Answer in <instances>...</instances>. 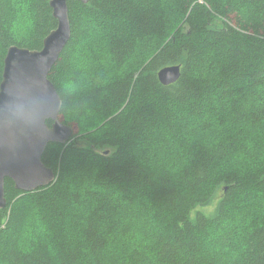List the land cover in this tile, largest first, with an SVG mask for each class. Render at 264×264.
Returning a JSON list of instances; mask_svg holds the SVG:
<instances>
[{
	"label": "trees",
	"instance_id": "1",
	"mask_svg": "<svg viewBox=\"0 0 264 264\" xmlns=\"http://www.w3.org/2000/svg\"><path fill=\"white\" fill-rule=\"evenodd\" d=\"M51 1L0 0V85L57 29ZM68 6L48 78L74 134L42 157L54 184L6 180L0 264H264V0Z\"/></svg>",
	"mask_w": 264,
	"mask_h": 264
},
{
	"label": "water",
	"instance_id": "2",
	"mask_svg": "<svg viewBox=\"0 0 264 264\" xmlns=\"http://www.w3.org/2000/svg\"><path fill=\"white\" fill-rule=\"evenodd\" d=\"M68 2L51 1L58 27L45 39L41 51L11 47L5 58L0 85V210L7 204L6 179L24 193L56 182L55 173L43 164L42 157L50 144L65 145L74 134L59 120L63 100L48 79L72 38ZM180 77V66L166 67L159 73L164 86ZM48 121L53 122L52 127Z\"/></svg>",
	"mask_w": 264,
	"mask_h": 264
},
{
	"label": "rangeland",
	"instance_id": "3",
	"mask_svg": "<svg viewBox=\"0 0 264 264\" xmlns=\"http://www.w3.org/2000/svg\"><path fill=\"white\" fill-rule=\"evenodd\" d=\"M210 205H211V206H210L208 209H204L205 211L208 210L207 213L212 212L213 209L215 208V206H217V200H216V199L212 200V203H211ZM201 210H202V209H201ZM204 210H202V211L205 213Z\"/></svg>",
	"mask_w": 264,
	"mask_h": 264
},
{
	"label": "bare ground",
	"instance_id": "4",
	"mask_svg": "<svg viewBox=\"0 0 264 264\" xmlns=\"http://www.w3.org/2000/svg\"><path fill=\"white\" fill-rule=\"evenodd\" d=\"M55 30H56V29H55ZM55 30H54V31H55ZM48 36H49V35H48ZM48 36H47V37H48ZM47 37H46V38H47ZM44 41H45V40H44ZM43 47H44V44H43ZM42 49H43V48H42ZM42 49H41V50H42ZM64 49H65V48H64ZM27 50H28V49H27ZM41 50H40V51H41ZM29 51H30V50H29ZM32 52H34V51H32ZM37 52H39V51H37ZM62 52H63V51H62ZM161 71H162V70H161ZM161 71H160V72H161ZM160 72H159V73H160ZM48 77H49V76H48ZM158 78H159V77H158ZM48 79H49V78H48ZM51 83H52V82H51ZM56 90H57V89H56ZM47 125H48V124H47ZM49 127H50V126H49ZM70 140H71V139H70ZM70 140H69V141H70ZM65 145H66V144H65ZM6 180H7V179H6ZM10 180H11V179H10ZM15 187H16V186H15Z\"/></svg>",
	"mask_w": 264,
	"mask_h": 264
}]
</instances>
